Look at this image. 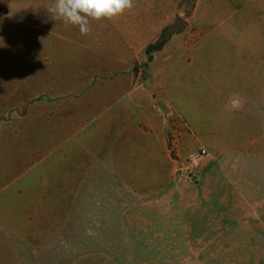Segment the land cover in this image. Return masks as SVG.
<instances>
[{"label": "rangeland", "instance_id": "374dc122", "mask_svg": "<svg viewBox=\"0 0 264 264\" xmlns=\"http://www.w3.org/2000/svg\"><path fill=\"white\" fill-rule=\"evenodd\" d=\"M205 1L133 0L82 34L50 18L57 0H0V190L38 197L37 225H22L35 255L23 246L22 264H264V191L262 221L248 225L238 187L254 160L264 174V20L252 0L234 12ZM155 42L185 52L154 71L170 179L132 193L110 172L109 136L90 132L93 121L81 132L76 100L81 73L144 82ZM200 148L195 180L176 178Z\"/></svg>", "mask_w": 264, "mask_h": 264}, {"label": "crops", "instance_id": "0c3cea01", "mask_svg": "<svg viewBox=\"0 0 264 264\" xmlns=\"http://www.w3.org/2000/svg\"><path fill=\"white\" fill-rule=\"evenodd\" d=\"M250 1L207 0L205 4L214 7L220 5L224 11L226 9L227 12H234L237 5L246 6ZM252 1L256 9L261 10L259 20H264V0ZM195 14L196 10L191 16ZM259 37L264 38V33L261 32ZM258 53L260 56L257 60L264 61V46L259 48ZM139 54L143 58L142 51ZM183 54L185 52L180 48H173L165 43L148 63L150 76L136 86H132L131 73L117 74L112 81L104 84L102 79H93L87 83L81 73V95L76 100L81 102L78 109L81 132L93 121L90 132L109 136L104 137L103 140L110 144L107 152L110 172L117 177V181L124 189H129L132 193L134 189L149 192L151 188L166 186L170 179L166 169L165 128L157 120L156 107L163 103L155 102L161 90L154 71L159 68L163 71L175 69L176 64L181 62ZM172 76L175 77H171L173 81H170L172 83L170 85L182 83L180 74ZM98 155L95 149V157ZM252 166L254 173L244 175L238 187L241 196L249 199L244 223L257 225L256 221H262L260 210L262 203L257 201V197L264 191V174H258L256 160L253 161ZM5 190H0V264H22L23 246L27 247L25 250L27 255H35L31 247L37 244L38 240L34 243V238L24 237L22 225H37L38 212L36 209L32 211L31 208L32 204H38V197L28 195L25 190L13 193ZM250 199H253L252 203ZM47 242V236L44 235L40 238L39 244L41 247L44 245L46 247Z\"/></svg>", "mask_w": 264, "mask_h": 264}, {"label": "clouds", "instance_id": "9594fccd", "mask_svg": "<svg viewBox=\"0 0 264 264\" xmlns=\"http://www.w3.org/2000/svg\"><path fill=\"white\" fill-rule=\"evenodd\" d=\"M133 0H57L55 8L48 11L52 20L78 26L82 34L90 32L89 20L112 18L131 9Z\"/></svg>", "mask_w": 264, "mask_h": 264}, {"label": "built area", "instance_id": "2783aa9c", "mask_svg": "<svg viewBox=\"0 0 264 264\" xmlns=\"http://www.w3.org/2000/svg\"><path fill=\"white\" fill-rule=\"evenodd\" d=\"M207 156V152L204 148H200L189 156L187 161L181 164L176 170L175 176L178 179L187 178L193 179L196 176V172L201 168L203 160Z\"/></svg>", "mask_w": 264, "mask_h": 264}, {"label": "trees", "instance_id": "16d2710c", "mask_svg": "<svg viewBox=\"0 0 264 264\" xmlns=\"http://www.w3.org/2000/svg\"><path fill=\"white\" fill-rule=\"evenodd\" d=\"M162 45H163L162 43H158V42H155L153 44H149L147 46V48H146V56H147V59L150 60L152 53L154 51H156V50H159Z\"/></svg>", "mask_w": 264, "mask_h": 264}, {"label": "water", "instance_id": "95a60500", "mask_svg": "<svg viewBox=\"0 0 264 264\" xmlns=\"http://www.w3.org/2000/svg\"><path fill=\"white\" fill-rule=\"evenodd\" d=\"M178 25L183 27L186 25V23L184 21L180 20V21H178ZM159 107L162 111L166 112L167 109H166L164 104H159ZM193 180H195V178H193Z\"/></svg>", "mask_w": 264, "mask_h": 264}]
</instances>
